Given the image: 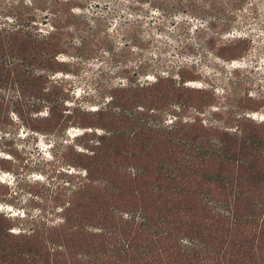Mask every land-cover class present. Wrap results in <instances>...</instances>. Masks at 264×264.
Here are the masks:
<instances>
[{
  "label": "rangeland",
  "instance_id": "obj_1",
  "mask_svg": "<svg viewBox=\"0 0 264 264\" xmlns=\"http://www.w3.org/2000/svg\"><path fill=\"white\" fill-rule=\"evenodd\" d=\"M13 18L40 35L60 27L68 46L43 85L58 107L32 110L11 79L0 85L9 232L35 234L53 264H100L124 242L131 254L105 264H185L176 242L223 199L202 177L208 167L193 166L196 147L215 143L212 130L242 129L264 160V0H0V29ZM14 61L0 47V73ZM112 96L115 117H98ZM174 171L183 181L167 178ZM141 216L149 228L128 223Z\"/></svg>",
  "mask_w": 264,
  "mask_h": 264
},
{
  "label": "trees",
  "instance_id": "obj_2",
  "mask_svg": "<svg viewBox=\"0 0 264 264\" xmlns=\"http://www.w3.org/2000/svg\"><path fill=\"white\" fill-rule=\"evenodd\" d=\"M12 22L8 27L0 29V47L11 50L16 62L14 61L11 72L4 75L0 73V85L5 82L3 79H6V82L11 79L13 84L17 85L19 95L24 99L29 98L32 110H38L43 105L52 110L63 102V98L55 96L53 90L48 89V92L44 93L43 85L48 73L55 71V67L59 65L57 56L63 54L64 48L68 46L61 38V28L54 26L50 33L40 35L33 33L34 27L24 21L13 18ZM166 81L172 84V79L168 76ZM117 107L113 101L106 109H100L96 114L100 118L115 117L110 111ZM125 116L127 114L121 111L117 117ZM174 128L172 129L175 131ZM205 136L202 133L200 135ZM209 136L213 137L209 140L214 139L215 143L209 144L207 148L196 147L193 166H200L201 169L202 166L208 167V170L203 169L202 177L205 178L207 187H212L223 199L210 202L207 226L201 228L202 230H193V237L191 235L187 240L177 241V250L183 259L187 258L185 264H213L216 261L224 262L223 264H235L240 261V264H246L249 257H256L251 264H264L259 259L264 250V187H257L258 181L264 180V160L259 159L262 142L254 134H247L242 129L235 134L212 130ZM183 177L185 175L182 171H174L167 178L183 181ZM245 179L250 184L245 183ZM23 219L28 220V216ZM7 222L8 220L0 215V264H53L49 254L35 246L37 238L34 230L31 233L34 235L29 238L24 235L25 231H18L19 233L14 235L9 232ZM128 223L146 228L150 225L143 216L139 219L133 217ZM111 232L106 230L104 235L110 238ZM224 237L226 239H223ZM216 246L220 249L216 250ZM226 250L229 252V259H225L223 255ZM128 254H131L129 244L120 243L109 255L102 254L103 262L100 264H105L104 259L109 260L114 255ZM96 261H100V258L89 262Z\"/></svg>",
  "mask_w": 264,
  "mask_h": 264
}]
</instances>
